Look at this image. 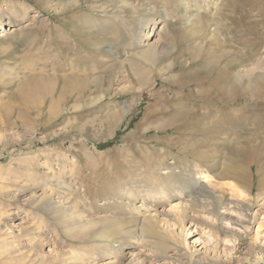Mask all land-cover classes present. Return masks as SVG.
<instances>
[{
    "label": "rangeland",
    "instance_id": "1",
    "mask_svg": "<svg viewBox=\"0 0 264 264\" xmlns=\"http://www.w3.org/2000/svg\"><path fill=\"white\" fill-rule=\"evenodd\" d=\"M75 1L0 0V264H264V0ZM145 45L158 58L141 59ZM57 60L84 68L88 91L61 114L44 98L31 123L18 119L20 84ZM243 137L261 172L243 188L247 230L235 246L196 204L183 231L167 224L176 199L147 191L180 188L185 168L231 198L230 174L246 160L228 148ZM42 189L51 199L28 201Z\"/></svg>",
    "mask_w": 264,
    "mask_h": 264
},
{
    "label": "bare ground",
    "instance_id": "2",
    "mask_svg": "<svg viewBox=\"0 0 264 264\" xmlns=\"http://www.w3.org/2000/svg\"><path fill=\"white\" fill-rule=\"evenodd\" d=\"M67 1H70V0H67ZM79 3H80V0H76L74 2V5H78ZM67 5H69V3H66V6ZM233 5L235 6V3ZM234 6H231V7H234ZM10 7H11L10 8V13L11 14L15 15L19 19L24 18V15H25L26 10H27V8L24 5H21L18 10L16 8H14L12 6V4H11ZM67 7H69V6H67ZM19 12L21 13L20 14L21 16L18 15ZM231 13H233V12H231ZM1 28H2V25H1ZM10 30L11 29H8V28L5 29L4 28L3 31L4 32H6V31L10 32ZM249 32H250V30H249ZM62 36L66 40H68V38H69L68 34L67 35H62ZM252 39H253V37H252ZM248 43H250V42H248ZM3 48L4 49H2V52L3 51L6 52L7 48H5V47H3ZM155 48L153 46H151V45L150 46L149 45H145V49L142 48L143 50H141L142 51L141 54H140L141 59L143 58V59H146L147 61L150 62V61H154L156 58H158V52L156 51ZM5 52H3V53H5ZM59 53H61V52H59ZM72 54H73V52H72ZM68 61H69V59H68ZM29 62H31V61L29 60ZM55 62H59V63L61 62V64H59V63L52 64V67L50 69L51 72L48 75H46L43 72V71H46V70H44L45 69L44 67H42V69H40V70L38 68L39 71L35 72L34 74H31V73L34 72V70H32V69H34L33 65H32L33 68L32 67L30 68L32 70V72H29L31 75L26 80H24L25 82L20 84L21 92H19L18 97L16 99L18 104L20 105L18 107V109H17V118L18 119H21L24 122H29L28 121V116L31 113H34L36 110H39L41 108V106H42L41 102H43L44 98L45 99H47V98L50 99L51 100L50 103L54 106V109L50 112V114H53V113H56V112L61 114L62 112H64L66 110V108L68 107L67 105H68L69 102L74 101V103H76L77 101H81L82 97H83V94L86 91H88V89H89L88 82L89 81H88V78L87 79L85 78L86 70L84 68H83L84 71H83V69L80 71V70H76V68H75V66H74V64L72 62H70L68 64L66 62L59 61V60H57ZM28 67H30V66H28ZM79 68H81V67H79ZM248 76L249 75H247L246 77H248ZM258 77L259 76L255 77V78H258ZM261 77H264V76H261ZM238 78L239 77H237V79ZM248 79H249V77H248ZM93 80H94V77H93ZM250 80L253 81L254 80L253 77H252V79L250 78ZM239 81H240V79H239ZM89 83H91V82H89ZM255 91H256V89H255ZM253 93H254V91H253ZM101 94H102V92H101ZM260 95H259V97H260ZM223 96H224V94H223ZM101 97H100V94H99V97L96 99V102H97V100H100ZM252 97H256L257 98L258 95H255V96H252ZM216 100H218V99H216ZM260 100H262L261 97H260ZM76 104H78V103H76ZM73 105H75V104H73ZM91 105H92V103H91ZM85 106H84V108H85ZM73 108L75 110H77L80 107L77 105V106H74ZM0 112L3 113V108H2V110ZM244 112H245V110H244ZM239 118H240V116H239ZM239 122H241V120L238 121V124H241ZM29 123H31V122H29ZM235 125H237V123H235ZM246 131H248V130H246ZM251 131H252V129H251ZM249 135H251V134H249ZM258 138L260 139V137H258ZM204 139H206V138H204ZM246 139L247 138H244V140L242 141L243 144H239V145H236L235 147H229L228 148L229 153L234 155L237 158V160H239L240 162L241 161L243 162L244 159L246 160V163H244V172L243 173H240L241 168L239 166V168H236L235 170L233 169L231 174H230L231 175L230 177H233L236 181H238V182H236L237 184L231 185L228 188L230 193L233 195L231 198L226 199L225 198L226 196L224 195V193L220 189L216 188L215 184L213 182H211V180H210L209 173L203 174V178L205 179L206 183L201 184V182L199 181V180H201L200 179L201 177L194 178V176L190 172H186L185 168H183L182 172H179V174L180 175H188L189 177H188L187 181H185V183L180 184V188H175V190L173 191V190L165 189L164 187H161L155 193L153 191H147V196L146 197L151 202L152 201L160 202L162 200L165 201V200H169L171 198H175L176 199L175 202H173L172 204H169V209H168V213H167L168 219L166 220L167 224L169 223V224H171V226L179 225L180 228L183 231L184 230V226H185L184 225V221L187 218L189 212H191L194 204H196V206H197L196 208L199 210V212L208 215L207 221L209 222V224L211 226L216 227L215 225H217L218 222H220L224 226L223 227V232L226 233V234H229V237L232 240H234L233 243H232L233 247L235 246L234 243L241 238V236H242L241 233L245 234L246 230H247L245 226L243 227V225L248 220L247 219L248 217L246 216V214L248 213V204H249V202H248V198H247L248 195L243 191V188H245L247 186L246 181L248 179L249 174H255L258 177L260 172H261V167L258 164L259 160H258V158L256 156L257 149L253 148L251 145L248 146L249 142H247L248 140L246 141ZM254 140L255 141L253 143H255L258 139L254 138ZM204 141H205L204 143L206 145L209 142V139L207 140L208 142L206 140H204ZM257 144H258V141L256 142V146H259ZM261 145H264V144H261ZM254 146H255V144H254ZM181 151H182V149H181ZM262 156H264V152H263ZM44 186H46V185H44ZM171 187H172V185H171ZM46 189H42L41 195L37 199H34V200L33 199H29L28 201L32 202V203H35V202L38 203V202L43 201L44 199H51L52 193L47 192ZM17 193H19V192H17ZM129 196L132 199L134 198L133 194H129ZM261 200H262V202L259 205V207H260L259 210L261 212H263V216H264V195L262 193H261ZM53 205H54L53 210L55 212H56L57 209H59L60 207L63 206V204L56 203V202ZM72 206H73V208H76L75 204L72 205ZM258 215H260V213L256 212V214L252 217V220H256ZM34 224L32 222V226L31 227L20 226L21 228H19V235L20 234L23 235L24 233L31 232ZM259 226L260 227H264V218L261 219ZM3 228H5L4 218L0 214V242L3 241V240H1V235L4 233L3 232ZM19 235H17L16 238H19L20 237ZM22 235H21V237H22ZM172 236H175V235L172 234ZM26 237L28 238L27 239L28 241L32 240L29 235H26ZM226 237H228V236H226ZM232 240L230 241V243L232 242ZM184 243L186 244V240L184 241ZM33 247L34 246H32L31 248H33ZM5 250H6L5 254L9 255L10 257H12V255L15 254V252H16V250L14 251V248L9 246V245H6ZM24 251H23V254H24ZM28 255L29 254H27V256ZM125 256H123V257H125ZM31 257H32V254H31L30 258ZM33 257H34V255H33ZM13 258H16V257H13ZM132 258H134V257H132ZM132 258H131V260H132ZM131 262H133V260ZM28 263H29V261L27 262V264ZM112 264H114V263H112Z\"/></svg>",
    "mask_w": 264,
    "mask_h": 264
}]
</instances>
